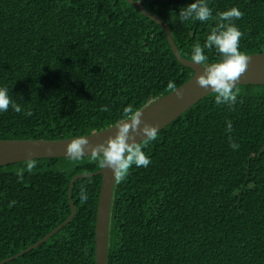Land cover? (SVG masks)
Here are the masks:
<instances>
[{
    "label": "trees",
    "instance_id": "obj_1",
    "mask_svg": "<svg viewBox=\"0 0 264 264\" xmlns=\"http://www.w3.org/2000/svg\"><path fill=\"white\" fill-rule=\"evenodd\" d=\"M170 30L183 58L215 20L181 22L195 0H134ZM213 17L237 7L239 50L264 52V0H207ZM209 62L220 59L204 49ZM192 70L162 28L127 0H0V87L25 111L0 112V139H61L113 125L184 83ZM237 102L210 92L159 130L147 167L114 183L106 264H264V84L237 85ZM107 106L108 111H101ZM232 123L231 133L226 131ZM229 139L238 149L230 147ZM0 165V261L59 226L71 212L70 180L99 169L88 157ZM100 175L73 181L74 216L47 240L1 264H95ZM87 193L80 200V190ZM15 201L14 205H10Z\"/></svg>",
    "mask_w": 264,
    "mask_h": 264
},
{
    "label": "clouds",
    "instance_id": "obj_2",
    "mask_svg": "<svg viewBox=\"0 0 264 264\" xmlns=\"http://www.w3.org/2000/svg\"><path fill=\"white\" fill-rule=\"evenodd\" d=\"M243 15L244 13L237 7H231L217 12L213 17L207 0H195L179 12L181 22L215 20V27L211 29L203 45L196 43L192 46L190 58L202 66V72L195 77L198 86L205 91L210 89L215 94L214 100L217 105H228L230 108L237 102L240 94L237 81L247 71L249 64V57L239 50L243 33L234 23ZM213 48L219 53L220 59L210 63L204 49ZM167 89L175 92L178 98L182 96L172 81L168 82ZM8 91L7 87H0V112H6L11 108L16 113L24 112L30 116L31 111H25L20 104L15 103L8 95ZM101 111H108L107 106L102 107ZM141 115L142 110L132 105L125 106L121 118L112 125L116 129L114 135L95 144H91L85 135L77 136L66 144V158L72 163H77L87 156L89 163H95L101 169H110L116 184L122 183L133 165L147 167L151 163L143 149L158 139V128L148 123L142 124ZM226 124V131L231 133V121H227ZM133 134L141 136L139 141ZM229 143L232 149L239 148L235 141L229 139ZM36 167L35 159H26L24 166L16 169L18 181L23 182L25 170L32 173ZM87 199V193L81 187L80 200L86 202ZM14 204L15 201H12L9 206Z\"/></svg>",
    "mask_w": 264,
    "mask_h": 264
},
{
    "label": "water",
    "instance_id": "obj_3",
    "mask_svg": "<svg viewBox=\"0 0 264 264\" xmlns=\"http://www.w3.org/2000/svg\"><path fill=\"white\" fill-rule=\"evenodd\" d=\"M135 9L148 16L156 22L165 32L169 45L176 59L184 66L192 70V75L184 83L177 86L178 91L182 94L177 97L175 92H168L149 103L144 105L142 110L141 121L150 125H155L158 130L164 128L168 123L177 118L181 113L188 109L195 102L206 96L211 90L201 89L195 77L202 72V66L196 64L192 60L183 58L173 40L172 34L168 27L155 14L143 8L134 0H127ZM249 57L247 71L237 81V85L242 84H264V52L246 54ZM112 125L92 131L85 134L91 144L102 141L104 138L115 134V127ZM110 128V129H109ZM135 139L139 141L140 135L133 134ZM77 137V136H76ZM75 137L61 139H0V165H6L26 159L41 157H62L65 156L66 144ZM87 152V149H86ZM100 175L101 183L98 193L96 218H95V264L107 263V242H108V225L109 212L111 206L112 192L114 187V177L110 169L99 168L91 173H79L72 177L68 188V201L71 208L69 216L59 226L51 230L49 233L38 239L33 244L27 246L22 251L8 257L1 263L7 262L16 256H20L34 247L38 246L51 235H53L60 227L69 221L75 214V207L71 202V188L73 181L81 176Z\"/></svg>",
    "mask_w": 264,
    "mask_h": 264
}]
</instances>
